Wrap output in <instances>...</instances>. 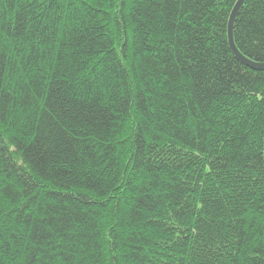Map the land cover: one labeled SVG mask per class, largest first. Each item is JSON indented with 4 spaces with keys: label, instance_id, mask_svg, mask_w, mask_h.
<instances>
[{
    "label": "trees",
    "instance_id": "trees-1",
    "mask_svg": "<svg viewBox=\"0 0 264 264\" xmlns=\"http://www.w3.org/2000/svg\"><path fill=\"white\" fill-rule=\"evenodd\" d=\"M236 1L0 0V264H264ZM233 39L264 62V0Z\"/></svg>",
    "mask_w": 264,
    "mask_h": 264
},
{
    "label": "water",
    "instance_id": "water-1",
    "mask_svg": "<svg viewBox=\"0 0 264 264\" xmlns=\"http://www.w3.org/2000/svg\"><path fill=\"white\" fill-rule=\"evenodd\" d=\"M245 0H237L230 12L228 22H227V38L228 45L234 56L243 64L255 70H264V62L254 61L245 57L236 47L233 39V25L242 4Z\"/></svg>",
    "mask_w": 264,
    "mask_h": 264
}]
</instances>
